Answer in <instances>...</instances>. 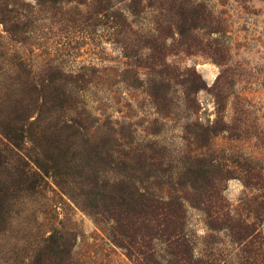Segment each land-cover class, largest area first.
I'll return each instance as SVG.
<instances>
[{"label": "rangeland", "instance_id": "obj_1", "mask_svg": "<svg viewBox=\"0 0 264 264\" xmlns=\"http://www.w3.org/2000/svg\"><path fill=\"white\" fill-rule=\"evenodd\" d=\"M32 122L19 149L1 137ZM200 159L233 170L225 208L264 236V190L233 168L264 175V0H0V264H136L104 213L123 182L181 199L194 259L242 264L183 175Z\"/></svg>", "mask_w": 264, "mask_h": 264}, {"label": "trees", "instance_id": "obj_2", "mask_svg": "<svg viewBox=\"0 0 264 264\" xmlns=\"http://www.w3.org/2000/svg\"><path fill=\"white\" fill-rule=\"evenodd\" d=\"M185 8L190 9L189 11L195 16H199L198 13L202 14L204 11L201 5L187 4ZM194 75L199 81V76L195 72ZM189 87L192 93L202 89L201 82L198 84L191 82ZM16 114L18 123H23L26 118L23 109L20 108ZM216 123L218 122H214L215 125ZM35 125L36 123L32 122L27 123L25 129L21 126L15 130L5 128L1 137L14 148L19 149L23 144L24 134L28 133L30 128L34 135L41 137L42 133L36 131ZM210 128L212 127L207 126L202 132V140H205L208 135L214 136L219 132V130ZM106 129V133H117L111 125ZM101 143L103 144V142ZM126 148L130 151L129 153L135 150L130 145H127ZM126 159L128 160V157ZM48 161L51 163L50 160ZM205 163L207 161L200 159L194 170H186L183 175L192 177L193 181L201 182L199 204L200 209L206 215L209 227L213 230L224 229L230 233L233 243L241 251L242 264H264V236L257 229V225L254 222L249 223L234 218L225 208L219 183L233 178V170L226 168L216 171V174L219 175L216 179L215 171H210L211 173L208 174L209 171L205 170L206 167H214L213 163L208 162L207 166ZM234 164L233 168H237L242 174L245 187L252 186L257 190H264V175L260 171L251 168L247 161H238ZM33 166L41 173L47 174L38 161L33 162ZM50 168L56 169L57 166L52 164ZM178 175L180 176V173H177ZM129 184L126 182L114 184L115 187L112 190L117 196V202L104 211L113 222L110 233L112 242L123 249L126 256L136 264H164L159 261L154 250L153 240L155 239L161 240L165 246L169 256L166 264H205L192 256L191 244L185 233L186 217L181 199L174 195L167 198L156 196L145 189H138ZM259 207L264 209V201L260 202ZM53 248H56L54 244Z\"/></svg>", "mask_w": 264, "mask_h": 264}]
</instances>
